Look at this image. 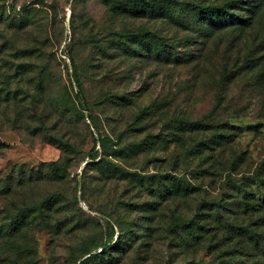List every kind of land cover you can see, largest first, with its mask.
<instances>
[{"label": "rangeland", "instance_id": "374dc122", "mask_svg": "<svg viewBox=\"0 0 264 264\" xmlns=\"http://www.w3.org/2000/svg\"><path fill=\"white\" fill-rule=\"evenodd\" d=\"M182 2L0 0V264H82L85 247L119 234L135 239L118 264H264L215 216L194 252L174 230L218 199L264 228L236 205L264 198V0ZM228 2L244 23L204 34L196 15L186 22L187 4ZM197 30L204 44L180 49ZM184 117L209 129L180 130ZM52 162L69 173L53 177ZM49 192L65 202L50 208Z\"/></svg>", "mask_w": 264, "mask_h": 264}, {"label": "trees", "instance_id": "16d2710c", "mask_svg": "<svg viewBox=\"0 0 264 264\" xmlns=\"http://www.w3.org/2000/svg\"><path fill=\"white\" fill-rule=\"evenodd\" d=\"M153 1L154 0H142V2L144 3V7H149L151 2L153 3ZM174 1L177 7H181L182 5H184L182 0H174ZM156 2L157 3L171 2V0H156ZM233 4H234L233 2H228L225 5L187 4L189 6V9H191L193 13H188V14H191L190 16L185 15V19L188 18V21L186 22L189 23V21H192L191 17H193L194 19L196 15L200 19V25L201 26L204 25V29H203L204 34L209 32L212 28H216L217 30L226 28L228 26L226 25L228 21H230L231 23V21L236 20L240 24L244 23V20L241 18L230 19L231 17L228 14L229 13L228 10L230 8L228 7H231V5ZM216 14H218L219 17L216 16ZM179 25L181 26V24ZM201 36H202L201 31H198L195 34V36L192 37L191 39L190 38L187 39L186 37H183V38H180L177 43L180 49L184 48L185 50L189 46L193 45L194 43L198 41L204 44V39ZM165 42L166 41L163 40L164 46L166 44ZM182 54L183 53L178 52L177 55L179 57L177 59L179 60L185 59L183 58ZM175 55H176V52H175ZM238 71H241V68H238ZM77 97H79L80 99L83 98L81 87L78 88ZM213 111L214 109L212 110V112H210V114H213ZM181 124L183 125L180 126V130H182L183 128H187L186 130L187 132H193L194 130H197L200 127H204V126H205L204 133L206 130L209 129V127L206 126V124H202V125L195 124L194 125L193 123H191L190 119L185 118V117L183 118V122ZM221 126L222 128L226 129L227 127H230V124L222 123ZM211 127L212 129H216L217 127H220V125L218 126L211 125ZM185 141L186 140L183 139V142ZM66 145L69 146V144H66ZM201 153H204V152H201ZM202 155L203 154H201L200 156L201 158L203 157ZM213 155L214 154L211 152L209 154V159H211ZM48 171L53 177H57V178L65 177L69 173L67 169L59 167L54 162L48 165ZM182 179L183 177L181 175H179L176 178L177 180L176 187L177 189H179L180 191L179 193L182 194L183 198L190 199L197 193V192L195 193L196 186L191 184L189 181L187 180L183 181ZM65 198L66 196L64 194L55 193V192H49L43 196L44 203L48 205L50 208L64 203ZM218 200L219 202L217 205H214L213 202L211 201H207V202L199 201V204H196L195 207L190 212L189 217L186 215H181V214L177 215V219L174 224V227H175L174 230H177L180 233V237L184 239L190 238L188 237V235L195 237V239L192 242L184 240L185 246L187 248H190L194 252L198 247L197 245L200 243L196 239H199L200 237L202 238L204 236L202 235V233H204L205 231L209 232V230H207L209 228L206 229V226H207L206 222H203L204 219L207 216L208 217L215 216L216 219H219V223H220L217 225H222V228L225 232H236L240 234L249 235V237L252 239L251 241L253 243V248L259 251V253L264 256V228L261 230H258V229L251 230L249 225L247 224L244 225L243 223L235 221L234 220L235 218H232V217H236L238 215V211L232 210L235 208L234 199L232 200L233 201L232 204H229V202L226 203V199L221 200V201L220 199ZM250 201L252 204H249V203L247 204L246 199H242L236 205H239L240 207H242L244 214L248 213L250 209L255 210L256 212L260 213L262 217L263 227H264V198H257L256 196L255 197L253 196L250 199ZM203 207H206V210H203L204 209ZM16 217L15 218L12 217L11 222L12 221L14 222V219H16ZM57 223L58 221H56L55 224L53 225L47 224L45 229L46 228L51 229L53 227L55 228L58 226ZM134 239L135 237L133 238L131 237L129 240L127 239L124 240L119 234L117 239L113 242L112 237L109 236L106 243H102V241L96 242V244L94 245L92 249H90V247L89 248L85 247L84 251H82L81 256L79 257L80 263L91 264L92 262H95V263L99 262L100 264H118L120 255L126 254V252H129V250L133 246V243L131 241H134ZM172 239L174 240V238ZM98 248H100L101 250L98 253H96Z\"/></svg>", "mask_w": 264, "mask_h": 264}]
</instances>
